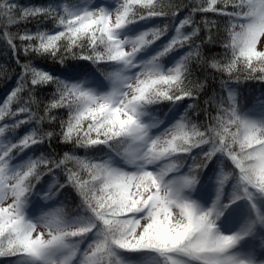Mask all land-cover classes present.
Here are the masks:
<instances>
[{
	"label": "snow or ice",
	"instance_id": "obj_1",
	"mask_svg": "<svg viewBox=\"0 0 264 264\" xmlns=\"http://www.w3.org/2000/svg\"><path fill=\"white\" fill-rule=\"evenodd\" d=\"M169 7L0 0V39L16 62L21 51L54 62L21 64L0 100V264H264V0H201L178 20L179 6ZM197 13L224 18L222 59L202 53L214 51L210 26H219L196 23ZM35 17L53 26L8 30ZM197 65L226 77L224 91L204 101L201 123L181 103L198 98L186 84ZM238 66L259 91H237ZM41 92L51 93L46 103ZM53 138L71 150L54 155ZM214 158L223 167L206 205L195 195L199 169ZM229 182L230 204L247 202L255 214L236 232L218 227ZM54 197L78 200L75 215L46 203Z\"/></svg>",
	"mask_w": 264,
	"mask_h": 264
},
{
	"label": "trees",
	"instance_id": "obj_2",
	"mask_svg": "<svg viewBox=\"0 0 264 264\" xmlns=\"http://www.w3.org/2000/svg\"><path fill=\"white\" fill-rule=\"evenodd\" d=\"M16 3L22 5V6H30V5H42L47 2V0H15ZM74 3L76 0H59V3ZM201 2V0H164V3L166 5H170L171 7L167 8L168 11L177 10L176 6H179L178 12L179 16L177 17V20L180 18H183L185 15H187L190 12L191 7L198 5ZM230 10V9H229ZM203 18H207L208 20H214L215 24L219 27L213 25L210 26V34L212 37L217 41L216 43H209L207 48L213 49L214 51H207L204 46L201 47L202 53H204L209 61L212 58L215 59H222L223 58V48L221 43L219 42L221 38L224 35V24L223 20L224 18L218 17L215 13H197L193 19L196 23H200V21ZM159 19V18H158ZM165 22H167L165 18ZM40 27L42 29H51L52 21L51 20H45L43 22L40 21L39 17L31 18L27 22H21L18 25H12L9 26L8 30L15 33V32H23L25 29H31L35 31L37 27ZM3 25H0V28H2ZM191 25L186 26L187 31H191ZM209 34V31L207 29H204L201 25V32L200 36H206ZM163 39H167V37H164ZM196 43H199V38L194 37L193 38ZM159 43V42H158ZM16 44L19 46L20 42L17 40ZM186 50V48L184 49ZM20 63L18 64L16 62V58L13 56V53L11 49L6 45V43L3 42L2 39H0V100H2L6 93L9 92L10 89H12L16 82L17 77L22 71L20 65L28 62L31 60L32 64L34 66H41L44 68H48L54 64V62L45 60L43 57H36L35 59H32L31 56H26L22 51L18 54ZM167 59V58H165ZM234 75H240L241 77V83L239 84L237 91L239 93H250L255 89L256 91H259L260 84L257 81L252 80H244V74L240 71V68L238 66L237 71L234 73ZM226 78L221 76L220 73H217L215 69H205L202 65H197L193 70V75L189 78V81H186V84L188 87L192 89L194 93L197 94L198 98L195 102L192 100H186L182 101L181 103L185 104H192L191 108L186 109L188 112V119L193 123H201L202 122V112H200V109L205 106L204 101L210 100L213 95H216L218 93L223 92L224 90L221 89L220 83L221 79ZM203 84L204 87L200 88L199 85ZM51 87V86H49ZM226 95V92L224 93ZM51 97L50 92H41L37 94L38 101L47 102V99ZM42 106V105H41ZM15 107V105L13 106ZM61 113L65 112L66 110L61 109L59 110ZM209 111H212L210 108ZM158 115L163 118V113H157ZM66 118V117H65ZM55 125H49L48 122H45L41 125L42 128H47L48 130H51V127H54ZM31 127V125H25L22 126L20 129L16 130V135H22L26 128ZM58 141L53 138L52 141V151L54 155L62 156L63 151L71 150L70 145H60L59 147ZM77 155H82L83 150H73ZM69 167L74 166V162L68 163ZM220 167H223L222 164H219L215 158L208 162L207 168H201L199 169L200 172V184L197 186L196 193H208L211 189V186L213 184L214 178H216L218 169ZM226 171L228 169H225ZM56 179H59L57 177ZM46 180H51V176L49 174L44 175L39 183H37V188L43 187L44 182ZM233 190V183L229 182L228 185L225 186V192L227 194L226 199L231 198ZM56 200H59V203H56V207L63 208V211L67 217H72L75 215L77 208L76 204L78 203V200H73L71 197L68 199H63L61 197H54L53 200L48 201L49 203H55ZM234 208L233 210L236 212L240 207H248L251 208L250 205L247 202L240 201L237 204H231ZM255 219V214L252 212V220ZM3 258H0V261H2Z\"/></svg>",
	"mask_w": 264,
	"mask_h": 264
},
{
	"label": "rangeland",
	"instance_id": "obj_3",
	"mask_svg": "<svg viewBox=\"0 0 264 264\" xmlns=\"http://www.w3.org/2000/svg\"><path fill=\"white\" fill-rule=\"evenodd\" d=\"M91 2L94 4L96 0H91ZM111 2V1H108ZM184 31H187L186 28ZM216 178H214L213 184L211 186L210 191L207 194H197L195 193L196 197L200 199L201 203L210 205L213 201L216 199L217 195V184L215 182ZM226 192L224 189L223 195H221L220 198V205L219 208L223 212V215L221 216L220 220L218 221V227L223 232L226 229L229 232H236L239 231L241 228H243L249 221L252 220V211L248 210L247 208H242L235 212L230 204L231 198L226 199ZM232 196V195H231ZM10 202V201H9ZM46 203H49L48 201ZM51 204V203H49ZM225 205H229L228 207H224ZM259 207L262 212H264V201L259 202ZM50 210V209H49ZM38 214H42L38 213ZM39 231V229H38ZM247 241L242 242V246L246 244ZM82 247V246H81Z\"/></svg>",
	"mask_w": 264,
	"mask_h": 264
}]
</instances>
